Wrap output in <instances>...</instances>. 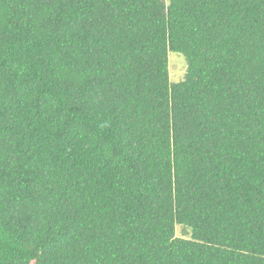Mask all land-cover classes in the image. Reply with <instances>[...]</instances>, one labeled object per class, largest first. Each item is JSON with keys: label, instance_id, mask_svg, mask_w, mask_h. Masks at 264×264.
Listing matches in <instances>:
<instances>
[{"label": "trees", "instance_id": "1", "mask_svg": "<svg viewBox=\"0 0 264 264\" xmlns=\"http://www.w3.org/2000/svg\"><path fill=\"white\" fill-rule=\"evenodd\" d=\"M0 264H264V0H0Z\"/></svg>", "mask_w": 264, "mask_h": 264}, {"label": "rangeland", "instance_id": "2", "mask_svg": "<svg viewBox=\"0 0 264 264\" xmlns=\"http://www.w3.org/2000/svg\"><path fill=\"white\" fill-rule=\"evenodd\" d=\"M167 57H168L169 80L171 83H177L180 80H182L185 73V68H186L185 58L182 55L174 52H169ZM177 232L178 235H180V237L188 238V234L184 236L182 231L180 232L178 228H177Z\"/></svg>", "mask_w": 264, "mask_h": 264}]
</instances>
